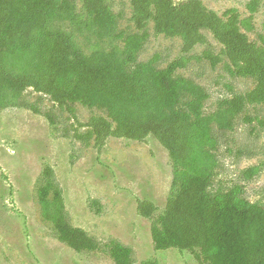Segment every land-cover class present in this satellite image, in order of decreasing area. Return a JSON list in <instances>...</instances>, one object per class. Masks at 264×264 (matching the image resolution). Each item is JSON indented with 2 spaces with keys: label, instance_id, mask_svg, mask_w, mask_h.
<instances>
[{
  "label": "trees",
  "instance_id": "obj_1",
  "mask_svg": "<svg viewBox=\"0 0 264 264\" xmlns=\"http://www.w3.org/2000/svg\"><path fill=\"white\" fill-rule=\"evenodd\" d=\"M83 4L81 14L73 0H0V111L25 104L21 98L32 89L72 113L70 105L75 103L104 111L107 116L80 124L90 129L87 136L94 137L99 148L110 137L145 142L153 136L169 152L174 172L172 197L160 224L152 225L155 248L189 251L206 264H264V206L244 199L239 185L228 192L210 190L218 167L213 126L232 130L247 105L264 106V37L258 45L242 32V27L253 30L259 2H251L252 15L241 20L236 9L222 17L200 0L178 5L173 0H132L133 20L142 33L131 35L118 33L117 17L105 0ZM150 21L157 33L181 37L185 53L206 45L203 31H210L223 47L221 54L207 51L200 59L213 65L228 59L231 73L254 78L255 88L222 100L216 111L205 114L206 90L176 76L187 59L165 69L156 67V58L138 61ZM82 40L95 45L120 40L124 45L87 53ZM258 122L264 127V118ZM254 171L245 175L251 177ZM45 178L40 204L59 240L77 252L96 250L92 237L67 222L51 167ZM138 204L144 218L156 212L152 202ZM110 253L116 264H133L131 249L122 244H112Z\"/></svg>",
  "mask_w": 264,
  "mask_h": 264
},
{
  "label": "rangeland",
  "instance_id": "obj_2",
  "mask_svg": "<svg viewBox=\"0 0 264 264\" xmlns=\"http://www.w3.org/2000/svg\"><path fill=\"white\" fill-rule=\"evenodd\" d=\"M73 1L77 12L84 14L83 0ZM173 1L178 5L186 0ZM200 1L222 17L227 10L236 9L241 20H246L252 15L248 5L255 0ZM257 1L254 28L242 27V32L261 45L264 0ZM105 3L117 17L118 33H142L133 20L132 0ZM145 30L148 37L138 61L156 58V67L165 69L176 60L187 59L188 65L177 70L176 76L206 90L205 114L216 111L222 100L255 88L254 78L231 73L228 59L216 65L200 59L207 51L221 54L223 47L210 31H203L208 37L206 45L185 53L181 37L157 33L153 21ZM82 43L87 53L124 45L120 40ZM21 100L25 104L0 111V264H116L110 253L114 243L131 249L133 264H206L189 251L155 248L152 225L160 224L174 180L169 152L156 138L140 142L110 137L99 148L95 138L87 136L90 129L80 124L93 116H107L104 111L75 103L70 105L72 113L32 89ZM262 118L264 106L247 105L232 130L213 126L218 139L217 176L210 187L213 193L228 192L239 185L244 199L264 206V127L258 122ZM47 167L53 169L55 184L61 188L67 222L92 237L96 250H73L59 240L57 229L45 219L38 193L46 182ZM252 168L255 171L247 177L245 172ZM140 200L156 206L150 218L139 212Z\"/></svg>",
  "mask_w": 264,
  "mask_h": 264
}]
</instances>
